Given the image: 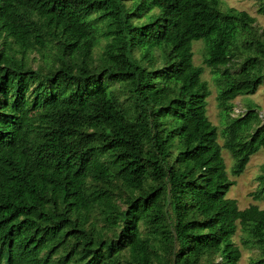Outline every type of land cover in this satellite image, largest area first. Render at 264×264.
I'll return each instance as SVG.
<instances>
[{
	"label": "trees",
	"instance_id": "16d2710c",
	"mask_svg": "<svg viewBox=\"0 0 264 264\" xmlns=\"http://www.w3.org/2000/svg\"><path fill=\"white\" fill-rule=\"evenodd\" d=\"M255 21L220 0H0V264H239L238 226L264 264V209L226 197L222 156L239 176L264 149L258 106L231 115L264 84ZM257 181L264 202V164Z\"/></svg>",
	"mask_w": 264,
	"mask_h": 264
},
{
	"label": "rangeland",
	"instance_id": "374dc122",
	"mask_svg": "<svg viewBox=\"0 0 264 264\" xmlns=\"http://www.w3.org/2000/svg\"><path fill=\"white\" fill-rule=\"evenodd\" d=\"M221 8L233 7L238 10H244L250 15L256 18L255 27L264 28V14L259 13V8L262 6L260 0H220ZM143 22V20H140ZM97 47L95 48L96 53ZM193 50V62L195 65L203 66L204 72L202 78L208 83L210 89V95L207 97V116L209 120L217 126L218 131L223 128L222 117L220 110L217 106L216 95L218 93V82L209 67L204 65L203 59L206 53V42L205 39L194 40L192 43ZM37 56V59L33 61L32 67L36 66L41 62L39 56L35 53L31 54V57ZM38 62V63H37ZM234 107L231 112L233 117L239 115L242 116L248 109V106L256 104L259 110V116L264 123V84H261L256 92L252 95H239L234 100ZM218 141L222 143V137H218ZM222 156L224 158L228 176L230 180L235 183L230 187L226 193L227 198H233L237 201L238 207L243 209L250 204H256L261 209H264V202L254 200L252 193L257 190L258 181L257 176L261 172V166L264 164V149H260L258 152L253 154L245 170L239 176H232L230 174V168L233 160L226 150H222ZM244 234L238 226L233 241L241 250V258L239 264H248L253 258H256L258 251L254 248H247L243 245L242 241Z\"/></svg>",
	"mask_w": 264,
	"mask_h": 264
}]
</instances>
